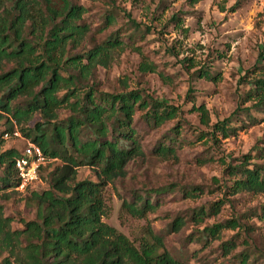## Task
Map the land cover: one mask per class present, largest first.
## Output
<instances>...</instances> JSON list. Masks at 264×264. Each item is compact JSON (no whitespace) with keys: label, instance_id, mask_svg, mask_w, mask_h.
<instances>
[{"label":"rangeland","instance_id":"1","mask_svg":"<svg viewBox=\"0 0 264 264\" xmlns=\"http://www.w3.org/2000/svg\"><path fill=\"white\" fill-rule=\"evenodd\" d=\"M72 1L84 7L79 23L90 29L81 45L68 46L69 55L84 54L111 36L121 42L78 85L80 92L90 87L108 93L139 89L179 109L176 117L155 127L141 119L143 111H137L134 124L144 154L130 160L126 176L108 184L104 221L132 240L140 236L142 225L151 224L182 264H239L243 251L254 264H264V193L231 194L227 173L229 164L240 163L247 154L253 156L252 163L264 164V110L251 111L256 119L243 110L253 104V100L246 101L251 86L248 72L264 51V0ZM203 69L212 77H203ZM69 73L76 69L70 67ZM194 105H204L205 115ZM239 106L231 122L236 129L224 136L215 124L232 116ZM0 114L2 149L22 151L32 139L12 115L1 109ZM71 114L69 108L59 109L58 119ZM42 120L41 113L35 112L23 126L31 128ZM214 131L217 139L212 138ZM165 143L173 151L162 152L159 146ZM56 164V160L47 164L41 179L24 191L0 189V216L11 218L12 230L36 219L33 191L49 189L48 173ZM96 172V167L81 166L77 179L96 180ZM192 191L196 194L189 195ZM136 194L150 195L155 208L148 218L122 223L123 200H132ZM220 200L224 202L220 211L211 213L212 204ZM199 208L206 212L202 218L194 217ZM176 218L185 223L178 231L170 230ZM230 220L240 225L223 227L208 239L202 237L207 226ZM227 242H231L230 251L224 249ZM15 246L12 253L9 249L0 252V264H6V258L12 264L22 259L23 248Z\"/></svg>","mask_w":264,"mask_h":264},{"label":"trees","instance_id":"2","mask_svg":"<svg viewBox=\"0 0 264 264\" xmlns=\"http://www.w3.org/2000/svg\"><path fill=\"white\" fill-rule=\"evenodd\" d=\"M84 12V7L72 0H0V109L12 115L26 137L38 143L49 158H57L48 173L49 189L33 191L36 219L12 230L11 218L0 216V252L9 249L12 253L18 243L23 257L16 264H182L151 224L142 225L140 236L132 240L104 221L108 184L126 176L130 160L144 154L140 131L134 124L137 111H143L141 119L155 127L176 117L179 109L139 89L108 93L90 87L84 94L80 92L78 85L83 79L121 44L118 36H111L84 54L69 55L68 46L81 45L90 29L79 23ZM263 63L262 50L254 69L248 72L251 86L246 101L253 100V104L243 110L251 119H256L252 110H264ZM70 67L76 73H69ZM201 71L203 77H212L208 69ZM20 98L26 101L22 103ZM193 107L205 115L204 105ZM240 107L217 122L215 129L224 136L234 132L231 122ZM62 108H69L72 114L58 119ZM35 112H40L43 120L25 128L23 124L31 121ZM215 133L212 138L217 139ZM2 145L0 141V189L16 188L20 183L16 157L23 150H3ZM159 149L173 151L166 143ZM252 158L247 154L240 163L227 166L231 194L264 193V164L252 163ZM85 165L97 168L96 180L77 179L78 168ZM223 204V200L214 202L211 213L217 214ZM154 208L150 195L136 194L132 200H123L119 217L122 223L129 218H148ZM204 215V208H199L194 217ZM184 223L176 218L170 230L178 231ZM239 225L237 220L216 223L201 234L208 239L223 227ZM230 244L224 245L225 251H230ZM238 258L239 264H254L247 251ZM5 262L12 264L8 258Z\"/></svg>","mask_w":264,"mask_h":264},{"label":"built area","instance_id":"3","mask_svg":"<svg viewBox=\"0 0 264 264\" xmlns=\"http://www.w3.org/2000/svg\"><path fill=\"white\" fill-rule=\"evenodd\" d=\"M15 133L19 135V132L16 131ZM55 160L57 158H49L38 143L28 141L21 156L16 157L15 164L20 180L16 188L24 191L30 185L40 180L41 170Z\"/></svg>","mask_w":264,"mask_h":264}]
</instances>
